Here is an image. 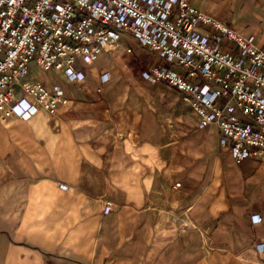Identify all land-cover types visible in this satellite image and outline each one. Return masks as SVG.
Wrapping results in <instances>:
<instances>
[{"label": "crops", "instance_id": "1", "mask_svg": "<svg viewBox=\"0 0 264 264\" xmlns=\"http://www.w3.org/2000/svg\"><path fill=\"white\" fill-rule=\"evenodd\" d=\"M189 3L264 45V0ZM133 44L80 80L31 63L67 102L0 121V264H264V160L236 162Z\"/></svg>", "mask_w": 264, "mask_h": 264}, {"label": "built area", "instance_id": "2", "mask_svg": "<svg viewBox=\"0 0 264 264\" xmlns=\"http://www.w3.org/2000/svg\"><path fill=\"white\" fill-rule=\"evenodd\" d=\"M122 34L156 57L144 78L179 92L236 162L264 160V45L189 0H0V121L67 102L58 85L27 79L31 63L80 80L76 59L91 64Z\"/></svg>", "mask_w": 264, "mask_h": 264}, {"label": "rangeland", "instance_id": "3", "mask_svg": "<svg viewBox=\"0 0 264 264\" xmlns=\"http://www.w3.org/2000/svg\"><path fill=\"white\" fill-rule=\"evenodd\" d=\"M122 36L124 37L125 41L128 42L129 44H133V43H136L137 45H139L137 42H135L133 39H131L130 35L129 34H122ZM133 42V43H132ZM129 46V45H128ZM134 47H136L134 44H133ZM130 47V46H129ZM142 48V47H141ZM133 52V51H132ZM48 77L52 78L54 73H53V70H50L48 71L47 73Z\"/></svg>", "mask_w": 264, "mask_h": 264}]
</instances>
